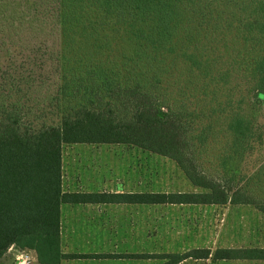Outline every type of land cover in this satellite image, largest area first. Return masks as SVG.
Listing matches in <instances>:
<instances>
[{
    "label": "trees",
    "instance_id": "16d2710c",
    "mask_svg": "<svg viewBox=\"0 0 264 264\" xmlns=\"http://www.w3.org/2000/svg\"><path fill=\"white\" fill-rule=\"evenodd\" d=\"M216 1L62 0L58 12L62 85L55 97L60 117L57 123H42L36 127L27 121L20 96H16L22 90L21 85L30 82L31 76L19 71V76L15 77L14 71L26 66H0V259L13 245L35 250L37 264H61L65 258L90 256L61 251V204L86 201L95 196L63 191L64 144L135 145L175 160L195 185L206 188L200 192L113 194V201L147 204H224L230 201L253 203L264 214L263 202L243 194L230 197L216 181L195 172L187 153L189 139L173 118L179 117L177 112L150 88L161 82L164 68L161 63L165 61L164 54L161 58L149 57L152 48L170 44L168 50H173V37L178 34L187 43L199 42L201 32H191V24L197 22L200 15L204 16L209 4ZM219 3L227 9L242 6L245 12L252 10V16L243 15L238 24L235 25L234 19L226 24L227 27L235 25L240 38L236 40V44L240 43L237 50L241 51L240 56L233 62L244 75H250L246 77L252 82L255 101L263 100L264 0H220ZM216 9L213 8L220 16L222 11ZM117 24L129 27L127 32L134 37L121 48L123 54L128 50L137 54L129 58L133 64L128 70L144 67L133 83L118 79L116 74L120 75L121 70L109 66L110 60L94 59L100 50L84 46L100 42L99 45L107 49L112 44L113 32L120 30ZM239 28L244 29L241 32ZM125 36L121 35L123 41ZM195 53L183 52V55L206 69L208 61L197 59ZM153 69V74L143 81L145 72L149 74ZM235 129H240V123L235 124ZM142 256L167 259L163 264H176L187 258L264 260V245L219 247L213 252L202 247L182 253Z\"/></svg>",
    "mask_w": 264,
    "mask_h": 264
},
{
    "label": "rangeland",
    "instance_id": "374dc122",
    "mask_svg": "<svg viewBox=\"0 0 264 264\" xmlns=\"http://www.w3.org/2000/svg\"><path fill=\"white\" fill-rule=\"evenodd\" d=\"M219 2L209 4L205 15L198 17L199 22L191 24V32H201L199 42L187 43L178 34L173 37V50H168L170 44L152 48L149 57L157 55L161 58L164 54L165 61L161 63L164 66L161 82L150 88L177 112L179 117L173 118L189 139L187 153L195 172L216 181L230 197L243 194L264 203V99L255 101L250 75H244L233 62L241 52L237 51L240 43L236 44V40L240 38L235 25L243 15L252 16L253 13L252 10L245 12L242 6L227 9ZM61 3L62 0H0V66H26L14 71L15 77L19 76V71L31 76L29 83L21 85L22 90L16 97L20 96L25 119L36 127L42 123H57L60 118L55 97L62 85L59 65L62 45L58 24ZM212 7L222 11L220 16ZM229 19L235 20L234 26L227 27ZM117 27L120 30L113 32L112 44L107 49L101 47L100 42L84 46L100 50L94 59L99 62L110 60L109 66L121 70L116 77L133 83L144 67L128 70L133 64L129 58L137 54L134 50L123 54L121 48L134 37L127 32L129 27L125 28L123 24H117ZM239 29L242 32L244 28ZM124 34L123 41L121 35ZM192 51H196L197 59L208 61L207 70L183 55V52ZM154 70L149 74L145 72L143 81L148 80ZM236 123H240L239 130L235 129ZM94 148L100 150L96 152ZM97 162L106 163L108 177L123 182L133 191L206 190L195 185L175 160L135 145H63L64 177L73 167L84 165L85 170H90ZM123 215L122 227L129 224L136 231L127 237L135 243H144L147 252L263 243L264 214L253 203L146 204L140 209L134 208L130 216L124 212ZM122 240L125 241L123 234ZM35 253L32 249L13 245L0 259V264H20L26 257L35 264ZM147 261L146 264L161 262ZM228 263L231 262L221 264ZM179 264L214 263L191 259Z\"/></svg>",
    "mask_w": 264,
    "mask_h": 264
},
{
    "label": "crops",
    "instance_id": "0c3cea01",
    "mask_svg": "<svg viewBox=\"0 0 264 264\" xmlns=\"http://www.w3.org/2000/svg\"><path fill=\"white\" fill-rule=\"evenodd\" d=\"M91 150V149H87ZM96 152L99 148H94ZM94 152L93 150H91ZM94 152V153H96ZM73 166V165H72ZM84 165L69 169L64 177L62 164V188L64 192L90 193L94 197L80 202H63L61 204L60 240L61 251L65 254H88L89 257L65 258L61 264H146L147 260H161L162 257H145L144 254L182 253L185 251H146L145 244L130 241L127 235L136 231L129 224L122 227L123 212L130 216L134 208L140 209L147 203L113 201V194L140 193L127 189L123 182H115L112 176L108 177L106 163L92 164L90 170H85ZM155 204V203H154ZM175 204V203H174ZM189 204V203H188ZM125 217V216H124ZM139 233V231L137 230ZM122 234L125 241L122 240ZM257 246H227V247H262ZM202 248V247H193ZM211 251L217 248L207 246ZM33 250V249H32ZM35 252V250H33ZM36 254V253H35ZM36 256V257H35ZM37 264V254L33 255ZM184 259L176 264L191 260ZM210 260L214 264L223 262H244V264H264V260L250 259H192ZM253 261V263L245 262ZM156 262V261H154ZM164 262V263H165ZM228 263V264H231Z\"/></svg>",
    "mask_w": 264,
    "mask_h": 264
},
{
    "label": "built area",
    "instance_id": "2783aa9c",
    "mask_svg": "<svg viewBox=\"0 0 264 264\" xmlns=\"http://www.w3.org/2000/svg\"><path fill=\"white\" fill-rule=\"evenodd\" d=\"M12 247V246H11ZM31 264L28 260V257L24 258L23 261H20V264Z\"/></svg>",
    "mask_w": 264,
    "mask_h": 264
}]
</instances>
